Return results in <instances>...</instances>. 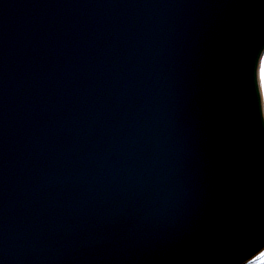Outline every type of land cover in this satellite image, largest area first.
<instances>
[{"label": "water", "instance_id": "1", "mask_svg": "<svg viewBox=\"0 0 264 264\" xmlns=\"http://www.w3.org/2000/svg\"><path fill=\"white\" fill-rule=\"evenodd\" d=\"M119 1L123 3V0ZM202 1L206 8L208 4L216 6L220 2V0ZM228 2L233 3L234 0ZM169 3L176 7L175 13L172 16L165 15L161 20H155V24L150 22L145 28L152 34L151 42H146L145 31L142 27L137 26V33L131 31L132 44L136 46L130 48V54L134 56L136 51L141 55H145V51L153 53L157 39H165V30L175 29L180 21L189 20L184 15L185 9L177 6V0H170ZM71 5L64 0L61 1L62 8ZM247 5L243 8L251 7L252 14L237 11L232 17L233 22L244 24L242 29L233 33L232 38L222 35L220 37L222 29H213L214 25L218 24L214 18L209 25L205 23L206 30L203 35L197 33L192 37V43L176 40L172 44L167 40V50L162 49L158 57L157 62L159 65L162 62L161 66H163L164 61L161 58H170L169 53L173 55L174 59L167 61L175 64L172 71L178 76L179 82L182 81L183 74L178 70L183 67L184 72L194 79L195 84L202 78L203 84L216 86L214 90L208 92V95H205V99L209 95L211 97L210 100L205 101L204 107V113L210 117L201 121L203 126L199 133L195 135L198 129L195 121L200 119L197 114L191 116L188 122L179 118L181 129L176 131V128H169L168 131L172 135L163 132L159 122L161 118L155 119V124L150 125V117L154 116L157 111L153 103L147 100H141L138 105L141 104L144 109L150 108L151 112H145L146 115L143 112L137 115L134 122L140 123V126L133 127V122V128L128 129L134 132L139 146L144 147L145 150L149 146L156 147L154 145L156 140H159L161 147L163 145L169 147L168 139L172 136L170 141H173L177 147L170 148V152L176 156H182L186 149L184 136L189 135L196 136L197 144L203 151L208 150V144L217 139H221L223 144L227 143L226 151L219 150L214 156L210 155L209 151L206 154L203 153L206 161L200 170L197 169L194 159L187 160L186 157L172 159L170 155L165 156L162 153L154 161L151 158L152 166L143 164L140 157L135 158L134 165L148 171L144 178L147 186H149V181L157 179L158 188L153 191L152 198L157 194L158 197L168 202L169 207L163 212L156 211L152 206V200L146 199L149 195L145 190L128 197L129 189L134 183L121 175L112 176V188L123 187L121 190L124 191L126 188L127 191L121 196L120 194L114 195L115 197L111 195V198H107V194L104 193L98 195L89 193L82 197L72 190L59 193L56 187L59 184V177L53 174V179L47 185L51 191L44 194V191L37 188V191L29 194L21 193L22 198L18 204L21 207L25 205L27 208L24 209L21 217L15 220L23 225L18 224L19 226L14 228L12 232L15 240L10 239V241L19 244L21 250L27 253L13 245L10 247L13 255L21 260L27 258L25 264H32V262L54 264V257L59 258L58 264H90L94 258L97 264H240L264 246V122L255 82L256 61L264 45V0H251ZM106 8L108 7L105 6L104 9ZM164 9L165 6L162 5L158 11L162 12ZM0 11L2 12L1 6ZM145 11L152 12L154 9L151 11V7H146ZM235 11L230 12L235 13ZM204 16L208 18V15ZM134 22L136 25L137 19ZM72 31L76 32V30ZM206 34L208 36L205 37ZM186 37L182 36L184 40ZM220 42L221 44L217 45ZM111 52L113 53L112 50ZM142 59L146 60V57ZM134 65L136 62H131V66ZM121 68L126 67L121 66ZM118 72V70L112 71L113 74H118ZM167 74L168 72L164 75ZM8 75L3 76L2 83L8 84L10 80H13L11 78L13 76ZM56 76L55 80L59 78L58 74ZM104 78L106 81L113 82L107 75H104ZM42 80L51 81L52 79L47 76L42 77ZM61 81L59 78L58 84ZM167 84L164 78H159L158 82L150 83L149 91L155 92L154 85L164 90ZM68 89L72 91L68 96L70 100L76 96L74 92L77 90L72 86ZM201 89L200 86L196 94H199ZM102 92L105 93V91ZM9 97L10 95L7 94L6 98ZM144 97L154 100L153 95L146 94ZM106 98H109V95ZM160 98L162 99L163 95H160ZM90 100L92 98L87 97V101ZM62 107H56L60 115L64 112ZM120 107L126 109L124 105ZM210 119L215 121L213 126H210L212 121L206 122ZM34 120L36 119L32 120V126L35 125ZM62 121L65 122L66 118ZM57 122L54 121V124ZM51 128L53 124L42 132V135L53 137L54 133H51ZM32 130L34 129L28 125L25 131L30 134ZM139 132L150 133L145 136ZM31 144L28 142L29 148ZM214 146L220 147L217 144ZM45 148L41 144L36 145L37 153L28 155L29 160L24 164V168L33 172L34 177L44 172L53 173L47 170L49 158L41 154V150ZM54 165L56 170L60 171L55 162ZM164 170L167 171L164 172ZM160 173L162 175L158 179ZM168 175L171 176V181ZM120 178L124 179L118 185ZM103 180V178H97V183L103 184ZM9 191L4 190L0 195V206H4L6 201H12L13 194L11 195ZM39 195L46 198V206L50 205L49 198L53 200V203H57V208L50 207V211L44 215L43 218H47V222L40 215L35 219L36 213L32 214L29 206L26 205L29 201L36 200ZM138 199L142 200L137 201ZM97 202H103L99 207L97 206L101 211L96 208L88 211V207ZM33 210L37 211V209ZM121 210L126 213L123 221L117 218ZM55 216H57L56 219ZM146 223H150L147 228ZM103 224L104 229L100 228ZM75 227L83 230L91 228L90 235L76 236L73 240L77 243L84 238L82 242L86 243L85 254L81 251H74L75 255L66 257L67 255L62 254L58 249L51 251L47 247L49 239L62 238L59 234L57 235V228L72 230ZM1 228H4L3 224ZM106 234L111 235L105 240L106 245H96L95 237L104 240L103 236ZM112 246L115 249H107ZM93 249H96L95 253L91 252ZM5 264L9 263L5 262Z\"/></svg>", "mask_w": 264, "mask_h": 264}, {"label": "snow or ice", "instance_id": "2", "mask_svg": "<svg viewBox=\"0 0 264 264\" xmlns=\"http://www.w3.org/2000/svg\"><path fill=\"white\" fill-rule=\"evenodd\" d=\"M259 95L264 93V55L259 56ZM244 264H264V250H260L251 259L244 262Z\"/></svg>", "mask_w": 264, "mask_h": 264}, {"label": "rangeland", "instance_id": "3", "mask_svg": "<svg viewBox=\"0 0 264 264\" xmlns=\"http://www.w3.org/2000/svg\"><path fill=\"white\" fill-rule=\"evenodd\" d=\"M264 55V54H263Z\"/></svg>", "mask_w": 264, "mask_h": 264}]
</instances>
